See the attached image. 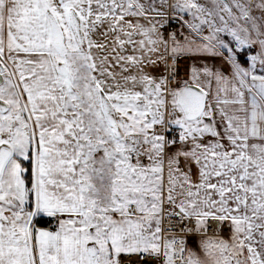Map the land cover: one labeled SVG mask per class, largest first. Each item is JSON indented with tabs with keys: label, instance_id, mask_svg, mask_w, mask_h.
Instances as JSON below:
<instances>
[{
	"label": "snow or ice",
	"instance_id": "snow-or-ice-1",
	"mask_svg": "<svg viewBox=\"0 0 264 264\" xmlns=\"http://www.w3.org/2000/svg\"><path fill=\"white\" fill-rule=\"evenodd\" d=\"M0 264H264V0H0Z\"/></svg>",
	"mask_w": 264,
	"mask_h": 264
}]
</instances>
